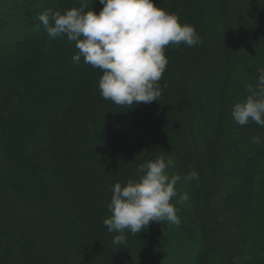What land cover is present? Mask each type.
<instances>
[{
    "label": "trees",
    "instance_id": "obj_1",
    "mask_svg": "<svg viewBox=\"0 0 264 264\" xmlns=\"http://www.w3.org/2000/svg\"><path fill=\"white\" fill-rule=\"evenodd\" d=\"M6 2L0 211L11 241L22 238L14 248L31 238L38 258L52 264H157L180 254L195 264H264V127L240 126L231 116L264 68V0H155L193 25L202 42L167 46L161 99L131 108L102 98L103 73L83 57L73 62L75 42L37 28L45 9L64 13L80 0ZM102 8L89 0L86 11ZM161 153L175 162L170 174L199 173V182L177 185L190 197L178 205L180 225L151 222L113 245L116 233L103 224L113 185ZM11 244L0 235V256Z\"/></svg>",
    "mask_w": 264,
    "mask_h": 264
},
{
    "label": "clouds",
    "instance_id": "obj_2",
    "mask_svg": "<svg viewBox=\"0 0 264 264\" xmlns=\"http://www.w3.org/2000/svg\"><path fill=\"white\" fill-rule=\"evenodd\" d=\"M88 3L80 0L79 8L64 13L45 9L37 16V28L42 26L50 39L66 36L79 50L73 62L83 57L86 64L102 71L98 83L102 98L128 108L159 102L163 95L160 81L169 63L166 47L198 46L202 41L195 27L158 7L155 0H99L103 5L99 14L86 11ZM257 71V82L247 86L248 95L231 110L240 126L254 122L264 127V68ZM252 142L259 143V138L253 137ZM174 167L175 162L161 153L140 163L136 176L126 184L113 185L108 204L111 215L103 221L109 233H116L113 245H124L126 233L139 234L151 222L180 225L178 205L190 197L177 185L199 182V173L170 174Z\"/></svg>",
    "mask_w": 264,
    "mask_h": 264
},
{
    "label": "rangeland",
    "instance_id": "obj_3",
    "mask_svg": "<svg viewBox=\"0 0 264 264\" xmlns=\"http://www.w3.org/2000/svg\"><path fill=\"white\" fill-rule=\"evenodd\" d=\"M6 2V0H0V5L1 4H3V3H5ZM6 4H7V2H6ZM4 7V6H3ZM5 9V8H4ZM4 9H2V10H4ZM6 10V9H5ZM69 77H72V73L70 72V73H68L67 74V77H65V78H69ZM43 121V119H41V122ZM24 161V160H23ZM23 161H22V163H23ZM24 165H26L25 163H24ZM24 167H27L28 168V166L26 165V166H24ZM65 171H67L66 169H65ZM31 172V171H30ZM69 172V171H68ZM34 173V174H33ZM36 171H34V172H31V174H30V176L29 177H32V176H34L33 178H35L36 180L38 179V176L36 175ZM5 207V206H4ZM3 209V208H2ZM10 225L8 224V219L6 218V217H4V216H2L1 215V211H0V235L2 236H4L5 235V237H7V239H8V243L10 242V243H13V244H11V245H13V247H12V249L11 250H9V247L7 246V248H6V252L4 253L5 254V256H4V254H2L1 256H0V264H52V263H49V262H47V261H45V260H43V259H39L38 257H40L39 255H38V253H37V251H36V246L35 245H33L34 244V242L31 240V238H28L29 240H27L26 238H25V240H27L26 242H23V244L24 243H26V245H21V249L23 250V251H21V249H19V250H16V248H14L15 247V245L17 244V243H20V241H22V238H15V240L16 241H11V240H13L14 238H12V236H7V232L10 230ZM24 240V241H25ZM32 243V244H31ZM33 246V247H32ZM179 246L180 247H183L184 245H183V243L180 241V243H179ZM33 249H32V248ZM25 248V249H24ZM15 250V251H14ZM24 250H26V251H24ZM33 250V251H32ZM32 251V252H31ZM37 253V254H36ZM188 253V254H187ZM187 255H189V254H191L192 253V250H187ZM171 257L170 255H167V257ZM190 256V255H189ZM5 257V258H4ZM168 257V258H169ZM177 257V256H176ZM27 258V259H26ZM168 258H166L165 256L163 257V258H160V260L159 261H157V264H178L177 262H179L180 261V264H195L194 262H193V260H192V257H189V259H185V257H184V255L182 256L181 254L179 255V257H177V258H172L171 257V259L173 260V262H171V261H168L167 259Z\"/></svg>",
    "mask_w": 264,
    "mask_h": 264
}]
</instances>
